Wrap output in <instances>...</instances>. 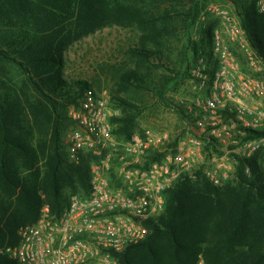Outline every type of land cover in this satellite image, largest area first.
Segmentation results:
<instances>
[{"label":"trees","instance_id":"16d2710c","mask_svg":"<svg viewBox=\"0 0 264 264\" xmlns=\"http://www.w3.org/2000/svg\"><path fill=\"white\" fill-rule=\"evenodd\" d=\"M205 1L0 0V250L17 243L18 230L35 223L44 205L58 217L70 196L89 191L94 159L71 164L64 143L73 124L68 110L90 88L86 81L64 79L68 48L104 28L135 34L127 49L130 66L112 97L120 115L110 119L112 134L128 141L141 111L120 94L146 89L166 104L168 87L187 77L190 60L199 52L209 58L214 26L205 25L198 41L190 35ZM226 4L264 65V16L255 0ZM174 40L183 46L179 70ZM158 68L173 76L155 84L150 78ZM242 165L221 187L200 173L179 178L164 191L163 211L147 221V237L118 254L119 263L264 264V173L251 161L245 177ZM0 264L16 263L0 253Z\"/></svg>","mask_w":264,"mask_h":264},{"label":"built area","instance_id":"2783aa9c","mask_svg":"<svg viewBox=\"0 0 264 264\" xmlns=\"http://www.w3.org/2000/svg\"><path fill=\"white\" fill-rule=\"evenodd\" d=\"M255 9L264 16V0H255ZM208 10L226 21V31L212 30L209 58L195 56L187 70L190 90L174 100L186 134L173 139L144 129L117 142L108 97L86 89L68 110L73 125L65 143L71 164L94 159L88 193L70 196L58 217L44 205L35 223L18 230L17 243L0 253L16 264H120L118 254L147 237V221L163 211L164 191L182 176L200 173L221 187L240 162L250 177L251 161L264 173V65L230 5ZM225 32L258 76L241 71Z\"/></svg>","mask_w":264,"mask_h":264},{"label":"rangeland","instance_id":"374dc122","mask_svg":"<svg viewBox=\"0 0 264 264\" xmlns=\"http://www.w3.org/2000/svg\"><path fill=\"white\" fill-rule=\"evenodd\" d=\"M210 5H218L222 8L229 7L226 4V0H206L199 18L190 31L191 39L194 41L199 40L198 37L202 33L205 25H212L214 28L226 31V21L216 15V13L209 11L208 7ZM224 38L227 48L231 51V48H234L235 45L232 44L226 32ZM135 42L136 36L132 31L119 27H111L99 30L73 43L64 54V79L67 82L86 81L90 88L95 89L99 93L104 92L108 97V103L112 111L111 118L118 117L120 110L113 104L112 97L115 95L119 76L124 72V69L130 66L131 60L128 57L127 49L133 47ZM174 44L179 47L175 51L177 57L175 69L179 70L182 67L180 61L184 59L182 56L183 46L177 41ZM235 49L238 55L240 54L242 56L241 60L246 63L247 67L245 56L236 47ZM235 57L240 63L241 61L238 57ZM193 62L194 59H191L190 63ZM212 63L215 64V62ZM11 71L15 74V68L12 67ZM246 71H248V76H258L256 75V71H252L250 67H247ZM257 71L261 73L259 69ZM164 75L173 76L172 73L169 74L164 68H158L152 71L150 80L157 84V80L159 78L162 80V76ZM260 78H264V75H260ZM189 90L190 85L186 77L173 86V88L168 87L164 95L166 104L160 102L153 91L146 89L137 92L122 93L120 96L130 100L141 111L138 119L139 127L137 132H141L144 129H153L155 131L164 130L173 139H177L184 136L186 132L180 116L172 108L175 98L188 93ZM70 127L64 135V143ZM114 139L117 142H124V140L116 136H114ZM198 264L203 263L199 261Z\"/></svg>","mask_w":264,"mask_h":264},{"label":"crops","instance_id":"0c3cea01","mask_svg":"<svg viewBox=\"0 0 264 264\" xmlns=\"http://www.w3.org/2000/svg\"><path fill=\"white\" fill-rule=\"evenodd\" d=\"M231 9H232L231 11H233V8H232V6H231ZM233 14H234V12H233ZM234 15H235V14H234ZM235 18L237 19V17H236V16H235ZM237 21H238V19H237Z\"/></svg>","mask_w":264,"mask_h":264}]
</instances>
